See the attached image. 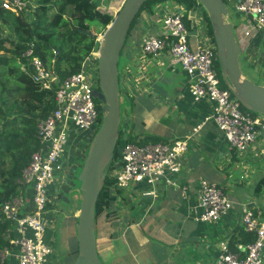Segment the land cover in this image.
<instances>
[{
    "label": "crops",
    "instance_id": "crops-1",
    "mask_svg": "<svg viewBox=\"0 0 264 264\" xmlns=\"http://www.w3.org/2000/svg\"><path fill=\"white\" fill-rule=\"evenodd\" d=\"M154 15V18L140 19L121 57L120 70L118 66L119 92L123 98L119 130L124 138L134 136L136 140H147V143L190 136L188 149L181 158L182 170L177 178L179 187L166 186L162 181L154 187L143 182L131 184L122 195L124 198L121 196L123 205L116 204L114 219L101 223L96 249L103 264H216L217 244L222 240L228 242L231 235L242 227V204L255 208L264 222V190L252 194L257 182L264 177V161H261L264 134L257 136L250 154L238 158L223 132L211 119L205 120L212 114V104L192 101L189 77L177 67H170L165 53L153 60L142 56L137 49L142 33L161 34L158 17ZM230 19L227 17L233 30L234 25L243 29L240 41L237 39L240 69L242 71L244 66L248 73L255 74L263 69H258L264 54L262 36L248 18L235 13ZM188 42L195 49L194 35ZM159 123L164 124L157 126ZM198 124L201 127L193 133ZM83 135V142L85 139L89 141L91 135L87 132ZM71 155L70 174L64 183L56 184L55 188L52 186L55 204L48 205V211H53L44 216L47 222L44 239L52 248L48 264H73L77 255V214L72 210L66 213L59 201V196L68 195L75 203V192L78 197L79 187H75L73 178L80 168L84 151L71 152ZM258 160L261 164L254 163ZM199 179L221 187L231 203V209L216 222L203 223L196 219L199 213L196 182ZM182 187H185L184 191ZM151 191L153 194H146ZM61 225L66 227V232L57 240L56 231L59 232ZM64 250L66 253L62 255ZM8 251L4 264H18L13 255L17 249L8 247Z\"/></svg>",
    "mask_w": 264,
    "mask_h": 264
},
{
    "label": "built area",
    "instance_id": "built-area-1",
    "mask_svg": "<svg viewBox=\"0 0 264 264\" xmlns=\"http://www.w3.org/2000/svg\"><path fill=\"white\" fill-rule=\"evenodd\" d=\"M223 1L228 14L233 10L249 19L253 28L261 34L264 45V0ZM0 7L27 21L31 20L35 10L34 3L29 0H0ZM183 12V7L175 3L157 6L155 14L161 34L151 35L144 31L137 49L142 56L152 60L165 53L167 64L179 67L191 80L189 93L192 101L212 104V114L205 120L211 119L223 132L238 158L248 155L255 147L257 136L264 134V116L244 112L229 85L219 77L214 44L208 34L206 19L198 11L193 15L196 47H190L182 22ZM97 57L98 45L81 60L79 70L61 82H57L54 75L45 69L42 61L33 54L32 46L17 59L20 70L40 90L54 89L55 105L37 125L38 149L31 154L16 180L22 191L0 206V213L12 225L6 238L9 240L8 247L17 249L13 255L18 264H48L52 257V248L44 239L47 224L44 216L53 211H48V205L55 204L52 186L55 188L56 184L64 183L70 174L71 152L81 150L82 144L78 141L75 149L72 142L73 151L68 147L72 130L84 131L92 136L98 129L101 103L92 96V92L98 90ZM200 127L201 124H198L193 128V133ZM190 138L186 136L146 144L127 143L121 147L117 157L111 160L106 175L113 179V188L122 192L118 198L131 184L141 182L154 187L162 181L166 186L178 189L181 158L188 149ZM196 184L199 210L196 219L203 223L218 221L231 209L230 201L218 185L203 179ZM184 190L185 187H182ZM240 222L245 232L254 235L253 241L237 243L233 248L227 241H220L216 264H263L264 222L255 208L245 203L240 206ZM8 247L0 251V264H4Z\"/></svg>",
    "mask_w": 264,
    "mask_h": 264
},
{
    "label": "trees",
    "instance_id": "trees-1",
    "mask_svg": "<svg viewBox=\"0 0 264 264\" xmlns=\"http://www.w3.org/2000/svg\"><path fill=\"white\" fill-rule=\"evenodd\" d=\"M33 1L35 10L30 21L14 16L0 7V206L22 191L23 188L16 180L28 164L31 154L38 149L37 125L55 106L54 89L40 90L30 77L20 70L17 59L22 52L32 46L33 54L42 61L45 69L54 75L57 82H61L79 70L81 60L98 45L95 35L103 32L115 16L106 9L107 3L111 0ZM122 1L117 0V6ZM166 2L183 7L182 22L187 30L188 40L195 30L193 15L197 10L201 11L206 19L208 34L212 39L207 16L197 0H147L129 27L119 61L140 19L154 18L155 7ZM2 27L8 28L9 32H4ZM56 52L58 55L55 54ZM216 67L218 71V66ZM218 75L220 77L219 71ZM241 109L252 115L255 114L242 107ZM98 116V124H100V112ZM96 131L97 129L94 133ZM155 142L158 140L153 141ZM127 143L146 144L147 140H136L134 136L124 138L118 129V140L112 160L117 157L119 149ZM87 144L89 145L88 142ZM88 145L85 147L81 145L84 156ZM112 185L113 179L106 177L95 204L96 240L103 220L114 219L116 199L122 194ZM263 190L264 177L257 182L252 194L256 195ZM11 227V223L0 213V251L8 246L6 233L10 235ZM253 239L254 235L245 232L241 227L231 235L228 244L233 248L237 243H251Z\"/></svg>",
    "mask_w": 264,
    "mask_h": 264
},
{
    "label": "water",
    "instance_id": "water-1",
    "mask_svg": "<svg viewBox=\"0 0 264 264\" xmlns=\"http://www.w3.org/2000/svg\"><path fill=\"white\" fill-rule=\"evenodd\" d=\"M147 0H124L98 44V90L92 96L101 103V124L92 136L78 175L77 255L73 264H102L96 250L94 208L118 140L120 124L119 56L135 16ZM205 12L216 53L220 77L242 108L264 116V86L243 77L239 65L240 49L227 21L223 0H197ZM91 35V33H87ZM58 55V52L55 53Z\"/></svg>",
    "mask_w": 264,
    "mask_h": 264
},
{
    "label": "rangeland",
    "instance_id": "rangeland-1",
    "mask_svg": "<svg viewBox=\"0 0 264 264\" xmlns=\"http://www.w3.org/2000/svg\"><path fill=\"white\" fill-rule=\"evenodd\" d=\"M29 1H31L32 3H34V1L33 0H29ZM124 1V0H123ZM123 1H122V3H123ZM117 0H111L110 2H108L107 3V8L106 9H108L109 11H111L114 15L116 14V12L120 9V7H121V5H122V3H120L119 4V6H117ZM103 7V6H102ZM233 14H235L234 13V11L233 10H230V12H229V14H228V18H229V20L231 21V19H230V16L231 15H233ZM249 20V19H248ZM27 21V20H26ZM30 21V20H29ZM246 22L248 23V21L246 20ZM235 27H234V35H235V37L240 41V38H241V36H242V34H243V29L242 28H239V27H237L236 25H234ZM2 29L4 30V32H6V33H8L9 32V30H8V28H6V27H2ZM137 29V28H136ZM92 32V31H91ZM137 32H139V30L137 31ZM93 34H95V32H92ZM102 33L103 32H100V33H97L95 36H96V40L97 41H100V38H101V35H102ZM139 34V33H138ZM137 34V35H138ZM137 61H141V59H137ZM259 64H261V65H259V68L258 69H260V68H262L263 67V69H260L258 72H256L255 74H253V72H252V74H250V73H248L247 72V70H245V67L244 66H242V75H243V77H245V78H247L248 77V79L250 80V81H252L254 84H256V85H262V86H264V54H263V56H262V59L261 60H259ZM173 68H176V67H173ZM177 69L179 70V72H181V73H183L184 74V72L179 68V67H177ZM119 70H120V61H119ZM172 78H173V76L172 75H170ZM177 76V75H176ZM122 100H123V98H120V107L122 108V106H123V104H122ZM254 115H258V114H254ZM100 124H101V122H100ZM100 124H98V126L100 127ZM160 124H164V123H159L157 126H159ZM152 127H154V125H151ZM157 126H155V127H157ZM98 127V128H99ZM84 131H79V130H77V129H73L72 130V132H71V134H70V137H71V141H70V143H69V148H70V150H72V142H74V149H75V146H76V142L78 141V142H80V144H84L85 146L86 145H88L87 144V142L89 143V141H90V139L92 138V136L91 137H89L90 139H89V141L88 140H86L85 139V142H83V137H84ZM149 142H151V141H149ZM85 156H86V153H85ZM85 156H84V158H85ZM84 158H83V160H84ZM83 160H82V163H83ZM252 161V160H251ZM260 160H258L257 162H254V163H260L261 161H264V157H262V160L259 162ZM258 164H256V165H258ZM261 164V163H260ZM81 167H82V164H81ZM242 166H239V168H241ZM80 170H81V168L75 173V176H74V178H73V183H74V185H75V187L78 189V187H79V185H80V183H79V181H78V175H79V172H80ZM79 195H80V191H78V197H77V194H76V192L75 193H73V197H75L74 199H75V203H74V201H72V199L70 200L69 198H68V195L66 196H59V201L63 204V208H64V210H65V212L66 213H68L69 212V210H72V211H75L76 212V214H78V205H79ZM61 197V198H60ZM68 200L70 201V203L68 202ZM116 202H119V207L121 206V205H123V200H121V198H117L116 199ZM77 219V218H76ZM61 221V220H60ZM77 221V220H76ZM64 231L66 232V227L64 226H60V230H59V232L58 231H56V237H57V240H58V237L62 234V233H64ZM64 238H66V236H63V239ZM65 247H66V245H64ZM64 253V254H63ZM65 250L62 252V255H65ZM100 257V256H99ZM99 259H101V258H99Z\"/></svg>",
    "mask_w": 264,
    "mask_h": 264
}]
</instances>
